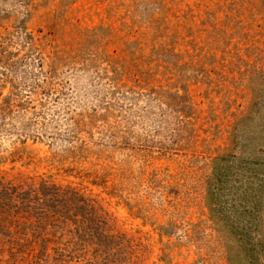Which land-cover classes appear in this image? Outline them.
Instances as JSON below:
<instances>
[{"label": "rangeland", "instance_id": "1", "mask_svg": "<svg viewBox=\"0 0 264 264\" xmlns=\"http://www.w3.org/2000/svg\"><path fill=\"white\" fill-rule=\"evenodd\" d=\"M0 264H264V0H0Z\"/></svg>", "mask_w": 264, "mask_h": 264}, {"label": "trees", "instance_id": "2", "mask_svg": "<svg viewBox=\"0 0 264 264\" xmlns=\"http://www.w3.org/2000/svg\"><path fill=\"white\" fill-rule=\"evenodd\" d=\"M9 197L11 198H15V199H18L20 200L21 202H26V205L25 206H29L28 204L31 202V195L29 192L27 193H16L15 191H11V193L9 194Z\"/></svg>", "mask_w": 264, "mask_h": 264}]
</instances>
